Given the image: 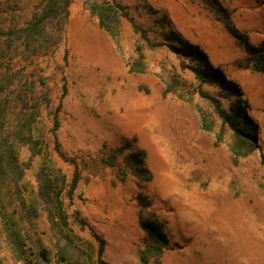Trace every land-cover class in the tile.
Returning a JSON list of instances; mask_svg holds the SVG:
<instances>
[{
  "label": "rangeland",
  "instance_id": "rangeland-1",
  "mask_svg": "<svg viewBox=\"0 0 264 264\" xmlns=\"http://www.w3.org/2000/svg\"><path fill=\"white\" fill-rule=\"evenodd\" d=\"M38 1L18 0L16 21L29 19ZM88 1H71L57 46L30 51L15 66L17 88L37 103L33 136L41 148L35 155L28 146L19 149L20 160L29 161L20 188L29 205L38 200L37 172L46 168L60 192L66 218L59 221L72 245H65L39 199L38 216L22 222L27 262L14 252L0 217V264H98L94 233L105 239L103 258L113 264H264V73L254 71L248 58L249 46L264 41V0H220L241 36L230 33L203 0H117L151 41L163 42L155 47L125 16L114 37ZM191 44L248 101L259 147L237 163L229 130L216 144L220 119L198 89L219 96L218 87L195 77V61L184 50ZM134 61L144 71H130ZM172 76L179 85L164 94ZM220 99L228 110L230 99ZM202 113L211 131L203 128ZM141 150L150 180L135 177L123 163ZM115 151L118 162L111 165L107 158ZM140 214L164 222L171 247L159 262L139 260L145 237ZM39 241L49 262L38 254Z\"/></svg>",
  "mask_w": 264,
  "mask_h": 264
},
{
  "label": "trees",
  "instance_id": "trees-1",
  "mask_svg": "<svg viewBox=\"0 0 264 264\" xmlns=\"http://www.w3.org/2000/svg\"><path fill=\"white\" fill-rule=\"evenodd\" d=\"M72 0H39L31 17L23 23L16 21L18 0H0V217L4 220V228L16 255L27 262L26 236L23 234L25 220L32 221L38 216L35 206L40 199L43 208L49 211L51 223L58 227L65 236L66 246H71L73 239L62 232L65 221V212L60 201V192L50 173L45 167L37 172L39 181L38 200H32L31 205L20 188V183L29 166V161H21L19 149L28 146L32 155L41 153L38 139L33 136V124L38 116L37 103L32 101L26 90H19L17 84L20 78L16 74L15 66L21 60L27 59L28 52L38 51L47 46H57L63 38L65 26L69 16V6ZM204 3L217 15L230 33L241 36L242 32L230 21L229 10L220 0H203ZM90 10L98 16L100 25L118 38L121 34V17H127L134 29L140 32L141 37L151 47L162 45L163 42L151 41L145 30L129 15L124 4L117 0H89ZM185 53L195 61L190 69L200 83H209L218 87L219 96L211 95L198 89L201 96L208 98L220 119V130L216 133L218 144L227 129L231 133L230 151L234 163L249 155L259 147L256 123L248 113L249 104L241 97L238 84L230 80L221 67L214 66L209 61L207 53L198 45H186ZM68 51L65 50L63 60L66 62ZM249 64L254 71L264 73V41L255 46H249ZM247 64L246 66H248ZM144 65L134 61L129 66L130 71H144ZM65 79V78H64ZM179 80L172 76L167 83L164 94L175 92ZM18 89V90H17ZM66 91V85L63 84ZM23 91V92H22ZM15 93V95H13ZM230 99L229 109L222 105L220 97ZM233 96L235 98H233ZM11 116V122L8 117ZM203 128L211 131L213 124L202 113ZM117 151L113 152L107 162L115 165L118 162ZM145 151L129 154L123 163L131 170V174L142 180H150L151 172L144 165ZM76 173L71 182V190L76 185ZM59 201V202H58ZM57 202L59 204H57ZM146 205L147 201L142 200ZM15 211L20 213L18 220L14 218ZM78 218V212L76 213ZM82 221V220H80ZM140 226L145 232L144 245L138 252L141 263L150 260L159 262L165 249L171 247L170 240L165 232L164 222L155 214L143 216L140 214ZM97 239L98 264H113L103 258L105 239L94 233ZM38 254L44 261L49 262V252L39 241ZM84 253L83 250H80ZM63 254V253H62ZM66 259L64 255L61 260ZM68 264H88L85 261L74 259Z\"/></svg>",
  "mask_w": 264,
  "mask_h": 264
}]
</instances>
